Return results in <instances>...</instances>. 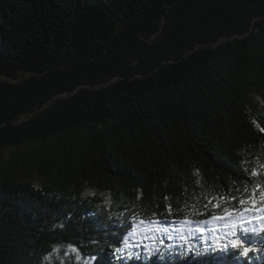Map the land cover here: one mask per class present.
Segmentation results:
<instances>
[{"label": "trees", "instance_id": "16d2710c", "mask_svg": "<svg viewBox=\"0 0 264 264\" xmlns=\"http://www.w3.org/2000/svg\"><path fill=\"white\" fill-rule=\"evenodd\" d=\"M263 203L264 0H0V264L264 262L134 234Z\"/></svg>", "mask_w": 264, "mask_h": 264}, {"label": "rangeland", "instance_id": "374dc122", "mask_svg": "<svg viewBox=\"0 0 264 264\" xmlns=\"http://www.w3.org/2000/svg\"><path fill=\"white\" fill-rule=\"evenodd\" d=\"M257 209V207H250L249 209L243 212L237 213H229V214H221L220 217L223 219H211L207 222L205 227L193 224L191 222H186L182 225H174V226H163L160 223H145L138 225L135 230V235L140 237H153V236H164L167 237V234L160 233L158 229L160 228H168L171 232L173 239L180 238V232L177 229H184V235H194V236H208L210 239L209 241L212 242L213 237L221 238H228L230 234L229 225H237L234 229L236 231V237L240 236L248 237L251 236H261L264 238V203ZM247 217V220H242L241 217ZM240 224L244 225V228L248 229V231H244L242 228L239 227ZM189 229L193 231H189ZM225 254L224 250H221ZM242 258V257H241ZM245 258V257H243ZM244 260V261H243ZM223 264H264L263 261H256V260H249V259H238L233 263L227 262L226 258L222 261Z\"/></svg>", "mask_w": 264, "mask_h": 264}, {"label": "snow or ice", "instance_id": "6c2138e0", "mask_svg": "<svg viewBox=\"0 0 264 264\" xmlns=\"http://www.w3.org/2000/svg\"><path fill=\"white\" fill-rule=\"evenodd\" d=\"M240 203L243 204L244 202L240 201ZM213 219L219 220V219H223V217L215 216V217H213ZM241 219L246 221L247 217L242 216ZM228 227L230 228V234L228 236V243H225L223 245V247L227 248L229 246V244H231L232 247L242 248L243 254L247 255L248 252L250 251V249L248 247H244L238 238L232 239L233 237H236V231L234 229L237 227V225H229ZM239 227L242 228L244 231H248V229L244 228L243 224H240ZM158 231L160 233L167 234L168 239L174 238L168 228H160V229H158ZM177 231L180 232V239L182 241H184V244L187 245L188 250H194V245L190 244L188 242V238L183 234L184 229L183 228L177 229ZM189 231L191 232L193 230L189 229ZM149 239L156 240V242L158 244H163V239H161V238L153 236V237H149ZM218 239H219L218 237H215V236L213 237L214 242L217 241ZM121 243L123 246L115 249V251L118 253L126 251L129 256L133 255V249H134L135 245H130L129 240L127 238L122 239ZM144 247L148 248V246H146V245ZM72 250L75 251V249H72ZM153 250H154L153 248H148L149 253H151ZM155 250H158V249H155ZM93 259H94V257H93Z\"/></svg>", "mask_w": 264, "mask_h": 264}]
</instances>
